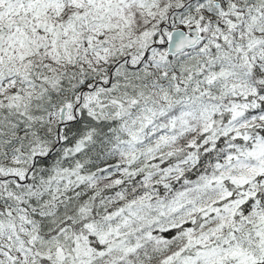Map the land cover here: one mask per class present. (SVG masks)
I'll return each mask as SVG.
<instances>
[{
	"label": "snow or ice",
	"instance_id": "1",
	"mask_svg": "<svg viewBox=\"0 0 264 264\" xmlns=\"http://www.w3.org/2000/svg\"><path fill=\"white\" fill-rule=\"evenodd\" d=\"M0 264H264V0H0Z\"/></svg>",
	"mask_w": 264,
	"mask_h": 264
}]
</instances>
